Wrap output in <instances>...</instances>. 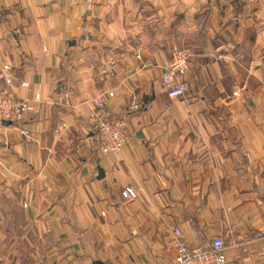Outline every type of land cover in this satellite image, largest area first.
<instances>
[{
    "label": "crops",
    "instance_id": "1",
    "mask_svg": "<svg viewBox=\"0 0 264 264\" xmlns=\"http://www.w3.org/2000/svg\"><path fill=\"white\" fill-rule=\"evenodd\" d=\"M175 49L188 89L170 99ZM5 67L0 94L32 111L25 136L0 123V264H173L174 227L264 264V0H0ZM98 96L127 122L117 156L99 150Z\"/></svg>",
    "mask_w": 264,
    "mask_h": 264
},
{
    "label": "built area",
    "instance_id": "2",
    "mask_svg": "<svg viewBox=\"0 0 264 264\" xmlns=\"http://www.w3.org/2000/svg\"><path fill=\"white\" fill-rule=\"evenodd\" d=\"M236 57H240L237 55ZM222 58V56H218ZM190 54L185 49H175L171 53L166 64L163 65L160 83L163 93L170 99H177L186 93L188 84L183 76L189 70ZM6 67L0 70V79L5 85L11 84V78L5 71ZM109 97L113 93H108ZM68 95H64L67 101ZM95 105V113L92 116L95 125V134L97 136L99 150L102 154L117 156L121 153L123 146L128 140L129 133L127 122L124 117H115L108 107L104 97L98 96L92 98ZM139 108L138 103H132L128 107L129 112L136 111ZM25 111H32V108L25 101H18L10 91L0 94V122L10 121L18 128L20 136L27 135L28 131L21 128V118ZM63 128V127H62ZM122 198L136 199L137 193L132 186L124 187L120 193ZM171 245L175 252L173 264H239L226 262L220 258L221 251L225 249L226 244L221 238H213L204 247H192L186 243L183 238V232L180 228L174 227L172 232ZM258 241H264V229L260 231L257 237ZM232 246L240 248L243 255L250 253V243H233ZM260 252L264 248L260 247Z\"/></svg>",
    "mask_w": 264,
    "mask_h": 264
},
{
    "label": "water",
    "instance_id": "3",
    "mask_svg": "<svg viewBox=\"0 0 264 264\" xmlns=\"http://www.w3.org/2000/svg\"><path fill=\"white\" fill-rule=\"evenodd\" d=\"M3 124L7 126V125L11 124V122L7 121V122H3ZM98 174H99V178L103 177V171L101 169H99ZM93 264H101V263L98 261H94Z\"/></svg>",
    "mask_w": 264,
    "mask_h": 264
},
{
    "label": "rangeland",
    "instance_id": "4",
    "mask_svg": "<svg viewBox=\"0 0 264 264\" xmlns=\"http://www.w3.org/2000/svg\"><path fill=\"white\" fill-rule=\"evenodd\" d=\"M1 73V72H0ZM65 94H67V93H65ZM64 94V95H65ZM64 95H63V100H64ZM68 95V94H67ZM68 97H69V95H68ZM103 97V96H102ZM68 100V99H67ZM91 101H92V98H91ZM93 102V101H92ZM94 104V103H93ZM131 105V104H130ZM95 106V105H94ZM93 121V120H92ZM4 122H7V121H4ZM0 123H2L3 124V122H0ZM12 124V123H11ZM18 129V128H17Z\"/></svg>",
    "mask_w": 264,
    "mask_h": 264
}]
</instances>
